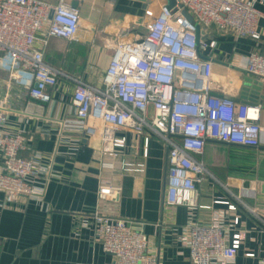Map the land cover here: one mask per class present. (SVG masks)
Wrapping results in <instances>:
<instances>
[{
    "label": "built area",
    "instance_id": "2783aa9c",
    "mask_svg": "<svg viewBox=\"0 0 264 264\" xmlns=\"http://www.w3.org/2000/svg\"><path fill=\"white\" fill-rule=\"evenodd\" d=\"M84 6L85 0H0V70L8 74L7 86L15 84L45 103L61 91L63 81L72 83L76 120L87 135L100 136L104 156L117 158L126 148L127 139L121 135L125 129L143 137L144 157L150 137L156 136L167 146L166 204L200 207L198 184L208 174L200 157L207 141L251 148L264 145L262 104L213 93V55L219 41L210 37V28L257 42L264 15L256 0H176L172 9L163 4L146 24L144 35L116 44L101 87L45 60L49 38L78 40ZM197 25L201 28L199 42ZM231 65L264 82V52L254 50L245 64ZM5 108L0 101V190L4 200L42 198L49 171L36 158L23 155L26 138L22 132L3 130ZM128 169L144 171L142 164ZM98 193L101 199L110 200L119 195V189L102 185ZM93 220L96 240L113 256L109 264H159L158 255L149 249L147 236L135 222L98 211ZM189 231L191 237L185 244L193 264H234L247 239L240 216L228 225L215 217L209 225L194 224ZM246 256L255 257V253ZM258 262L264 264V257Z\"/></svg>",
    "mask_w": 264,
    "mask_h": 264
},
{
    "label": "crops",
    "instance_id": "0c3cea01",
    "mask_svg": "<svg viewBox=\"0 0 264 264\" xmlns=\"http://www.w3.org/2000/svg\"><path fill=\"white\" fill-rule=\"evenodd\" d=\"M50 1V0H49ZM166 0H85L77 41L51 37L44 47L46 62L61 71L81 76L102 86L114 47L119 41L146 33V24L160 13ZM264 15V3L256 0ZM260 39L237 38L210 28L219 41L215 54L213 93L241 99L242 68L254 50L264 52V16ZM102 34L105 45L100 44ZM74 44L87 47L78 57ZM210 54V50L206 52ZM50 64V65H51ZM8 74L0 70V101L6 108L3 130L26 138L23 155L34 157L49 171L42 198L20 197L7 203L0 190V264H109L113 256L95 238L93 214L135 222L147 236L149 249L159 264H193L186 241L189 227L209 225L221 217L227 225L240 216L247 229L234 264H259L264 257V145L251 148L209 140L200 157L208 174L198 184L200 207L169 206L167 146L156 136L149 139L148 156L142 153L143 137L130 129L121 132L126 148L117 158L102 154L99 135L89 136L76 120L71 104L72 83H61L50 102H40L15 84L7 86ZM264 95V90L262 91ZM262 123L264 124V100ZM90 124L98 123L90 121ZM143 165V172L129 167ZM119 189L114 199L103 200L99 189ZM222 203H214L219 201ZM236 210L228 208V204ZM255 253L247 257L246 253Z\"/></svg>",
    "mask_w": 264,
    "mask_h": 264
},
{
    "label": "water",
    "instance_id": "95a60500",
    "mask_svg": "<svg viewBox=\"0 0 264 264\" xmlns=\"http://www.w3.org/2000/svg\"><path fill=\"white\" fill-rule=\"evenodd\" d=\"M141 1L146 4L147 0H137ZM74 6L77 5L76 2L73 3ZM166 5L168 8L172 9L176 5V0H166ZM184 15L193 20L192 16L187 12L184 11ZM52 17V15L50 16ZM201 34V28L197 25V41L199 42ZM242 89H241V99L243 102H259V100H264V95H262V91L264 90V82L254 79L253 77L246 75L243 78L242 82Z\"/></svg>",
    "mask_w": 264,
    "mask_h": 264
},
{
    "label": "trees",
    "instance_id": "16d2710c",
    "mask_svg": "<svg viewBox=\"0 0 264 264\" xmlns=\"http://www.w3.org/2000/svg\"><path fill=\"white\" fill-rule=\"evenodd\" d=\"M77 48H76V52H77V55L78 57H84L86 52H87V47L83 46V45H78V44H74ZM45 59L48 61L49 59L45 57ZM50 62V61H49ZM48 62V63H49ZM51 64V63H49ZM52 66H54V64H51ZM56 67V66H54ZM58 68V67H56Z\"/></svg>",
    "mask_w": 264,
    "mask_h": 264
},
{
    "label": "rangeland",
    "instance_id": "374dc122",
    "mask_svg": "<svg viewBox=\"0 0 264 264\" xmlns=\"http://www.w3.org/2000/svg\"><path fill=\"white\" fill-rule=\"evenodd\" d=\"M98 36H99V37H98V41H99V43H100V44L103 43V45H105L106 42L103 40V39H104L103 35H102V34H99Z\"/></svg>",
    "mask_w": 264,
    "mask_h": 264
}]
</instances>
